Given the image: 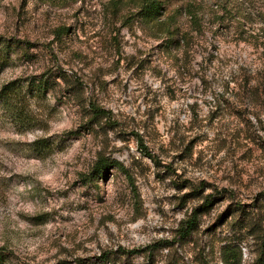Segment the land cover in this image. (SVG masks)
<instances>
[{
  "label": "rangeland",
  "instance_id": "obj_1",
  "mask_svg": "<svg viewBox=\"0 0 264 264\" xmlns=\"http://www.w3.org/2000/svg\"><path fill=\"white\" fill-rule=\"evenodd\" d=\"M141 1L0 0V264L264 263V0L179 41Z\"/></svg>",
  "mask_w": 264,
  "mask_h": 264
},
{
  "label": "trees",
  "instance_id": "obj_2",
  "mask_svg": "<svg viewBox=\"0 0 264 264\" xmlns=\"http://www.w3.org/2000/svg\"><path fill=\"white\" fill-rule=\"evenodd\" d=\"M250 1V0H247ZM246 0H241L239 3L242 7L241 10L244 9L243 17L241 19H244V22L249 21L253 22L254 20L251 19V10L247 11V8L250 7L246 4V7H243V4L247 2ZM219 2V3H218ZM227 0H216V7L220 6V10L222 14L226 13H234L235 15L239 13L236 11L238 8L240 10V7H236L231 5L229 7V10L227 9L228 5L226 4ZM205 7L203 3H198L197 0H142L140 5L137 8V11L134 13L136 16H138L141 20L146 22L147 24L151 25V27L156 31L155 37L158 38V36L165 37L166 41H179L177 39L178 37L180 39H185V37L188 35L187 31H180V25H179V18L181 16H185L186 19L190 22V26L194 27V30L200 31L201 27V13H203ZM232 10H234L232 12ZM225 12V13H224ZM133 15V14H132ZM220 19H224V15L220 16ZM246 20V21H245ZM261 20V19H260ZM263 23V26H260L258 28H248L246 29L247 32L250 33V35L254 38H264V19L263 21H260ZM245 24V23H244ZM243 24V25H244ZM242 25V26H243ZM246 26V24H245ZM251 30V31H250ZM245 32V29H244ZM0 73L2 70L6 67L8 64V58L9 55L6 52V41L0 37ZM20 44L27 45L28 42L23 41H17ZM40 84V83H39ZM27 88V86L17 81L9 82L5 85H3L0 88V102L8 105L11 111H13L10 115L12 118V121L16 124H20L21 126H25L28 124L31 125V122H33V119L27 117L22 112L23 107L17 108L15 105H12L11 103H8V101L11 98H14L16 101L22 102L23 99H21L22 92L24 89ZM23 98V97H22ZM93 113H105L103 109L93 106L91 108ZM25 124V125H24ZM31 149L39 154L47 151L50 149V143L46 142L45 140L36 139L30 143ZM101 162V160L99 161ZM101 165H104L103 162H101ZM206 202H208V198H206ZM194 217L186 221L185 227H182L181 230L183 234H186L188 230L192 227V224L194 223ZM240 260L239 253H234L230 257H223L222 262L224 264H238ZM264 264V263H263Z\"/></svg>",
  "mask_w": 264,
  "mask_h": 264
}]
</instances>
